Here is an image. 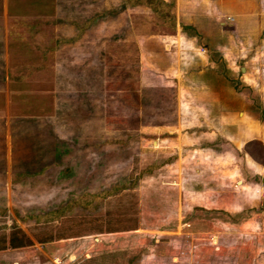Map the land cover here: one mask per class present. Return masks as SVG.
Returning <instances> with one entry per match:
<instances>
[{
    "label": "rangeland",
    "instance_id": "obj_1",
    "mask_svg": "<svg viewBox=\"0 0 264 264\" xmlns=\"http://www.w3.org/2000/svg\"><path fill=\"white\" fill-rule=\"evenodd\" d=\"M9 1L11 11L14 0ZM123 1L99 0L93 9L84 7L83 20L94 10L99 18L83 21L84 31L76 40L72 38L73 24L57 31L53 23L44 22L45 39H40L39 32L32 34V42H44L39 45L46 48L44 79L48 82L44 89L51 90L48 112L52 117L46 127L54 128V133L41 135L42 143L61 147V160L55 161L51 147L43 152L44 164L35 161V166L16 168L10 198L0 199V253L22 250L8 246L17 228L32 244L58 235L125 228L128 233L102 236L118 254L115 264H264V153L250 146L251 157L245 148L252 137L259 136L263 144L264 129L260 127V133L251 137L248 128L256 120L264 127V55H259L241 85L235 80L238 70L232 75L228 72L224 95L229 102L220 110L227 118L219 120L226 128L217 133L212 118L203 123L198 119L216 113L218 107L206 100L211 98V88L196 85L198 78L194 83L188 81L187 72L182 83L187 87H183L174 82L173 71L152 68L155 60L151 58L155 57L151 53L145 56L142 33L155 30L154 23L159 21L150 19L154 15L143 6L118 11ZM33 9L31 6L28 12L37 13ZM13 20L10 45L13 26L20 25ZM23 25L31 30L35 23ZM64 34L66 44L61 41L56 48L60 50L49 53L48 48ZM176 42L170 39L166 44ZM197 51L202 52V47ZM192 53L188 49L184 64ZM35 57L36 61L42 59ZM244 58L248 56L241 60ZM170 61L164 62L170 65ZM28 103L29 111H35V103ZM37 105L41 107V103ZM137 116L139 127L132 123ZM180 117L183 146L156 144V126L172 128ZM241 128L247 133L237 134ZM152 157L164 159L161 164L173 162L144 165ZM59 173L65 178H59ZM34 174L39 181L31 183ZM148 174L169 179L146 181ZM68 199L69 207L64 204ZM90 199L92 205H83V200ZM64 210L68 214L57 219L56 211ZM27 246L23 249L28 250ZM113 259L99 264H113ZM38 260L44 257L39 255ZM97 263L83 260L75 264Z\"/></svg>",
    "mask_w": 264,
    "mask_h": 264
},
{
    "label": "crops",
    "instance_id": "obj_2",
    "mask_svg": "<svg viewBox=\"0 0 264 264\" xmlns=\"http://www.w3.org/2000/svg\"><path fill=\"white\" fill-rule=\"evenodd\" d=\"M98 1L14 0L13 9L10 11V1L0 0V184L3 181L6 183L4 189L0 185V199H4L5 197L10 198L11 185L13 184L14 186V183H16L15 173H17V167H23L24 164L29 167L35 166V161L36 163L44 164L43 160L46 153L43 152L51 150V147L55 151V161L59 163L61 160V153L59 152L61 147L58 148L54 145L45 147V144L42 143V139L44 138H41V135H45V133L51 135L54 133V128L46 127V125H50L49 118L52 117L51 113L48 112V95L51 93V90L49 88L44 89V85H47L48 82L44 79L46 48L39 46L44 42H39V39H36L33 43L31 39L32 34L39 32L42 34L40 39H45V23H53L57 31H65L68 26L67 24H73L76 31L72 38L76 40L77 37L82 36L84 31L81 24L93 22L97 20L96 18H99L97 10H94L95 12H92L83 20L82 17L85 15L83 8L90 6L93 9L92 6L97 4ZM163 1L171 5L172 15L152 16L150 18L159 21V24L154 23L155 30L151 28L143 30L144 42L141 44V48L145 51V56L150 53L154 55L155 58H151V60H155V62L150 64L151 67L154 69L161 67L173 71V80H175L174 82H178L177 84L183 83V79L185 78L184 72H187L189 75L187 76L188 81L194 83L195 79L198 78L200 81L196 85H205L206 88H211V91H209L211 98L206 100L213 102L215 108L218 107L216 113H212V115H208L207 117L200 116L198 119L203 123L204 120L212 118L213 122L211 125L218 129L217 133H220L221 128H226V124L222 125V122H219V120L227 118V114L220 110L224 109L227 102H229L228 97L224 95L228 83V72L232 75L235 74V70H238L237 74L239 78H235V80L236 83L241 85L248 77L249 69L255 64L254 62L259 61V55H264V0ZM14 3H17V5ZM31 6L32 9L33 7L38 8L36 10L33 9L37 13L28 12ZM136 6L142 5L131 6L125 0L118 7V11L121 8L126 9V7L133 8ZM118 11L113 9L112 12L117 13ZM10 12L15 15L12 16L11 14L10 17ZM11 20H13L12 22H18L20 25H16V28L13 26V36H15L10 45L9 24ZM32 22L35 23V26L31 30L23 25ZM170 39H177L174 46L166 44V41ZM67 40L66 34L62 38L60 36L56 44L48 48L52 51H49V53H55L56 50L59 51L60 48L56 49L58 44L61 41L64 44ZM199 46L200 48L202 47V52L197 51ZM188 49H191L193 52L191 58L193 61L190 59L189 63L184 64L187 61ZM160 50L164 51L163 54L158 52ZM166 54L172 57L168 55L167 58ZM35 55L41 56L42 59L36 61ZM247 56V59L241 60ZM150 57L148 58L149 60ZM144 59L148 60L146 57ZM171 59L172 61H170ZM164 61L172 63L169 65ZM183 64L185 65V69L188 67L186 70L183 68ZM185 85L182 84L183 87H187ZM46 96L47 99H45ZM246 96L248 98L249 95ZM235 97L237 95L232 98L230 97V99ZM12 101L13 103H11ZM30 101L35 103V111H29L27 108L29 106L27 104ZM39 103H41V107L37 105ZM43 105L44 107L48 105V109H45ZM12 107L15 109L13 112ZM36 109L37 111L42 110V112L38 114ZM240 113L243 114L245 112ZM39 119H41V123ZM178 121V124L172 128L164 124L156 126L159 133L156 144H159V141H163L161 145H165V148L166 146L173 145L179 149L180 146H183L182 140L184 137L181 129L184 128L181 127V117ZM40 124L44 125L41 126ZM33 125H38V127H32ZM260 127L262 130L264 129L263 124H259V121L256 120V124H252L248 128L249 135L259 134ZM245 129L241 128L237 131V134H246L247 129L245 133L243 131ZM196 132L199 133L198 130ZM160 134H165L166 136L160 137ZM35 135L40 136L37 138L32 137ZM252 138L251 140L260 141L259 136L256 139L255 137ZM262 138L263 140L261 141L264 145V136ZM248 139L250 138L240 140L239 144H242L244 141L246 142ZM57 152H59L58 157H56L58 155ZM163 161L164 159H160V157H152L150 162L147 161L144 165L147 163L149 165L150 163V166H162L173 162L170 160V162L161 164ZM33 177L34 179L31 180V183L39 181V179L37 180V174H34ZM58 177L65 178V176H60V173ZM145 177L146 181L149 179L164 182L169 179H162L153 174H148ZM49 182L54 181L49 180ZM66 214H68V210L61 211L59 215H56L57 219H62ZM127 231L129 229L123 228L120 230L91 233L90 235H58L38 241V243L31 238L34 244L27 246L28 250L23 249L24 247L22 246L10 249H22L21 251L11 252L10 254L0 253V264L4 262H6L5 264L7 262L8 264H56V258L67 261L70 257H75L73 264L82 262L83 260H88L92 263L96 261L98 262L97 264L104 260L110 263L111 261H108L109 258H114L113 264H115L118 254H115L116 252L110 249L112 243L104 242L102 236H110L117 232L128 233ZM8 250L7 248L5 251ZM39 255H42L44 260H38ZM129 255L127 254L128 260L130 258Z\"/></svg>",
    "mask_w": 264,
    "mask_h": 264
},
{
    "label": "trees",
    "instance_id": "obj_3",
    "mask_svg": "<svg viewBox=\"0 0 264 264\" xmlns=\"http://www.w3.org/2000/svg\"><path fill=\"white\" fill-rule=\"evenodd\" d=\"M127 4H130L131 6L133 5H142V6H146L148 8V10L154 15V16H171V5L168 2H165L163 0H126ZM99 15V14H98ZM87 25V24H85ZM84 25V26H85ZM84 28V27H83ZM136 97H138V94H136ZM144 101L145 100L144 98ZM136 120L138 121L136 124ZM132 123H135V127H139L140 122L137 118L132 121ZM119 142H122V140H119ZM255 144V145H254ZM260 145H261V149H260ZM250 146H255L256 150L258 153H264V146L263 144L259 141V140H250L247 141L245 148L247 149V152L249 153V155L252 157L253 154L252 152L248 149ZM259 146V147H258ZM261 150V151H260ZM152 167L148 168V172L151 171ZM89 198V197H88ZM92 199L90 200H83V205L86 204L87 205H92ZM67 205V207L70 206L71 202L70 199L65 200V203ZM94 204H96V201H94ZM60 212L56 211V215H59ZM32 242L29 239V237L27 235H25L23 232L20 231L19 228H17L16 233H13L12 236L9 237L8 239V246L11 248H16V247H22V246H27V245H31ZM131 264V263H129Z\"/></svg>",
    "mask_w": 264,
    "mask_h": 264
},
{
    "label": "built area",
    "instance_id": "obj_4",
    "mask_svg": "<svg viewBox=\"0 0 264 264\" xmlns=\"http://www.w3.org/2000/svg\"><path fill=\"white\" fill-rule=\"evenodd\" d=\"M229 19H231V18H229ZM74 261H75V257H70L67 259V261L59 259V258L55 259L56 264H73Z\"/></svg>",
    "mask_w": 264,
    "mask_h": 264
}]
</instances>
